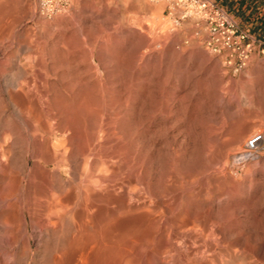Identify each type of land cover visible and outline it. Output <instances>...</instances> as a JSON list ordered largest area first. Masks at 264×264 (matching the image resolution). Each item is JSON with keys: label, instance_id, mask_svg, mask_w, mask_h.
Returning <instances> with one entry per match:
<instances>
[{"label": "rangeland", "instance_id": "1", "mask_svg": "<svg viewBox=\"0 0 264 264\" xmlns=\"http://www.w3.org/2000/svg\"><path fill=\"white\" fill-rule=\"evenodd\" d=\"M14 1L25 7L19 26V33L25 30V59L39 64L43 97L57 104L52 105V121L58 120L50 123L60 127L49 135L43 132L49 141L36 133L42 139L39 148L25 134V167L36 161L65 172L72 167L78 186L90 172L95 181L104 176V168H123L117 178L128 182L127 190H115L104 208L116 210L124 200L143 215L137 213L134 221L123 215L116 225L123 229L121 250L127 252L119 263L136 264L140 255V264L151 259L152 264H166L151 250H139L152 228L158 239L161 232L173 237L182 230L207 233L211 222L245 254L243 263L264 264V144L247 159L244 148L250 138L264 134V115H259L264 114V56L256 55L242 73H227L196 42L191 23L171 32L168 0H71L68 11L53 20L37 15L35 0ZM70 103L74 114L69 119L64 113ZM236 122L245 127L237 129ZM236 136L247 139L240 138V145ZM132 242L139 245L129 250Z\"/></svg>", "mask_w": 264, "mask_h": 264}, {"label": "bare ground", "instance_id": "2", "mask_svg": "<svg viewBox=\"0 0 264 264\" xmlns=\"http://www.w3.org/2000/svg\"><path fill=\"white\" fill-rule=\"evenodd\" d=\"M24 17L25 7L23 8L18 6L14 0H0V264H107L112 261L113 264L114 261L117 263L121 256H123L121 253H125L126 251L124 250V252L121 250V245L124 241V235L122 234L124 233L122 231L123 229L120 226H117L120 227L117 228L116 225L123 215H128L134 221L136 218L133 216H136L138 213L137 210L133 208L135 206L131 207L128 204L125 206L126 202L124 200V203L123 201L119 203L117 200L116 203H119V207H115L116 210L113 209L114 207L112 208L113 211L106 210L108 207L106 209L104 208L105 202L108 200H114L113 192L115 190L123 191L125 189V185L128 183H125L122 179L117 178L122 174L123 168H104V171L102 169L104 172L103 177L97 179L95 178L97 177L96 175L94 176L96 180L92 177L95 181L90 179V176H92L91 172L89 174L85 173L86 176L84 175V178L81 177L82 180L80 179L81 182L79 181L80 183L78 186V183H76V173L71 172L74 170L72 167H70L71 170H68L67 168V172H65L61 170L63 167L38 166L37 164L42 161H36L37 164H33V167H25V145L27 143H25V134H31L30 136H32L34 140L31 141V139L30 141L31 143L33 142V144H30L39 148L41 145H37L39 144L37 142L42 141V139L38 140L40 138L39 132H42L40 136L43 138V136H45L42 135L43 132L44 134L48 133V135L49 133L52 134L54 127L56 125V127L59 126L57 123H55V126L50 123V121H52L55 117L53 115L52 105L54 106L56 102L54 104L52 102L51 105L50 98V101L44 99L43 87L39 84L40 74H37L36 70L38 69V63L40 62V64H42V61L39 59L40 61L38 60L39 62L36 66L35 62L30 60V56V59L27 57L29 60L25 59V30L19 33V26L21 25ZM196 42L199 43L197 40ZM30 47L31 46H29V48ZM33 58H35V56H33ZM245 85L244 88H246ZM55 105L56 106L54 108L57 107V104ZM260 109L261 108H259V110ZM55 113L57 114V112ZM245 113V117L248 118ZM73 114V104L70 103L69 108L66 110L64 115H66V118L67 116H73ZM239 116L241 117V115ZM251 116H257V114H252ZM70 118L71 117H69V119ZM239 122H242V120ZM247 122H249V120ZM237 124L236 128L242 129L241 126L243 124ZM238 126L240 127L238 128ZM243 126L245 127V125ZM254 127L252 126V128ZM247 128H250V130L252 129L251 127ZM55 129L57 130L58 128ZM243 129L248 132L247 129ZM244 130L237 131L240 134L241 131L244 132ZM36 133L39 134L38 137H36ZM234 133V135H236L237 132ZM242 134L247 133L245 132ZM246 136L247 135H245V137ZM45 137L48 139L47 136ZM245 137H243L244 142L247 139ZM240 138L241 137H239V139ZM243 138H241L240 141H243ZM49 139L47 141H49ZM239 139H237V141L234 139V141L238 142ZM46 143L44 144L47 145ZM239 144L242 145L243 143L240 142ZM44 146H42V148ZM239 147L240 146H238V149ZM242 147L243 146H241V148ZM48 148L49 147H47L46 150H48ZM28 150L31 152L30 149ZM37 150L38 149L36 148V151ZM242 150L243 149H241V151ZM46 152L51 154L49 150ZM39 153H41V151ZM45 153L43 154L45 155ZM112 154H114V152ZM29 155L32 154L29 153ZM42 155H40V157ZM44 155L42 157H45ZM46 155L49 157L48 154ZM241 155L243 157L244 153ZM53 156L54 155L52 153L51 157ZM239 157L241 159L240 155L236 156V159ZM245 158L247 159L248 156ZM52 161L54 160L52 159ZM36 162L34 161L32 163ZM45 165L46 164H44V166ZM56 172L59 174V179L56 177ZM125 190H127V188ZM122 194L123 193H121V195ZM139 194H135V196H138ZM119 195L120 194H117L116 196ZM124 195H126V193ZM129 197L131 199V196ZM110 206L112 207V204ZM138 214L141 215L142 213L139 212ZM153 219H156V217H153ZM157 219L159 218L157 217ZM197 219H194V221H197ZM140 220L138 223H142ZM205 220L203 223L207 226L208 221ZM135 221H138V219ZM156 223L153 221V226L150 223V227L152 226L155 228ZM135 224L136 222L134 225ZM209 224H211V222H209ZM209 224L208 229H210L206 231L207 233H205V231L197 232L196 230H176L178 232H175L174 237L171 234L170 236L172 237H170L167 233L165 234L161 232L158 234V239H156V232L152 228L154 232L151 230L152 233L149 232L147 238L141 242L140 245L138 243L136 244L139 245L137 246L140 247L139 250L141 252L151 250L150 253L153 252L151 254H153L154 257L160 258L166 264H238V261H240L239 264H249L243 263L246 258L245 254L239 253L241 251H238V248L235 250V244L231 245L230 243L233 244V242H230L226 236L230 242L227 243L224 238L225 235H223L222 231H220V229H216L215 227L214 229ZM196 227H198V225ZM119 230H121L122 233ZM35 240L37 243H35ZM156 240L158 242H156ZM138 241L140 242V240ZM136 244L135 242H132L129 245V250L131 248L133 249V245L136 246ZM126 247L128 248L127 245L125 248ZM129 250L127 251L130 252ZM139 250L137 249V251ZM248 252L249 251L246 253ZM131 254L132 253L130 252L129 255ZM126 255L125 257H129ZM139 256H136L137 260L134 258L136 264H140L137 262L140 259ZM149 256L147 257L150 258ZM130 258L132 259V257ZM252 259L255 260L254 258ZM126 260L128 261L129 259ZM156 260L157 259H155V261ZM139 261H141V259ZM148 261L149 263L145 262L144 264H152L150 261L153 262L154 260L151 259ZM123 262L126 263L125 259ZM258 263L260 264L261 262L258 261ZM258 263L254 262L251 264Z\"/></svg>", "mask_w": 264, "mask_h": 264}, {"label": "built area", "instance_id": "3", "mask_svg": "<svg viewBox=\"0 0 264 264\" xmlns=\"http://www.w3.org/2000/svg\"><path fill=\"white\" fill-rule=\"evenodd\" d=\"M71 0H35L37 15L45 20L67 12ZM173 33L186 23L196 40L217 58L227 73L244 72L256 55L264 56V42L251 36L217 0H169L168 16ZM264 134H256L245 145L246 155L257 154Z\"/></svg>", "mask_w": 264, "mask_h": 264}, {"label": "crops", "instance_id": "4", "mask_svg": "<svg viewBox=\"0 0 264 264\" xmlns=\"http://www.w3.org/2000/svg\"><path fill=\"white\" fill-rule=\"evenodd\" d=\"M252 37L264 42V0H219ZM226 3L228 6H224ZM234 14V15H233Z\"/></svg>", "mask_w": 264, "mask_h": 264}]
</instances>
